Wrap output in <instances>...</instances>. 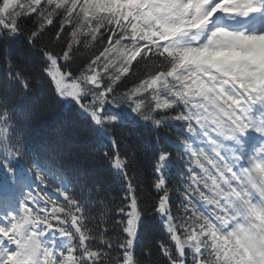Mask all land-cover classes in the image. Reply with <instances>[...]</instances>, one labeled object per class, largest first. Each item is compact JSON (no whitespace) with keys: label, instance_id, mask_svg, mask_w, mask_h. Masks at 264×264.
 I'll use <instances>...</instances> for the list:
<instances>
[{"label":"snow or ice","instance_id":"6c2138e0","mask_svg":"<svg viewBox=\"0 0 264 264\" xmlns=\"http://www.w3.org/2000/svg\"><path fill=\"white\" fill-rule=\"evenodd\" d=\"M0 264H264V0H0Z\"/></svg>","mask_w":264,"mask_h":264},{"label":"trees","instance_id":"16d2710c","mask_svg":"<svg viewBox=\"0 0 264 264\" xmlns=\"http://www.w3.org/2000/svg\"><path fill=\"white\" fill-rule=\"evenodd\" d=\"M69 119H71V116L67 113L53 112L48 118L42 121L26 120L25 127L30 141L39 142L44 139L53 138L56 135V129L61 123ZM150 135V133L143 131L141 138L149 140Z\"/></svg>","mask_w":264,"mask_h":264}]
</instances>
